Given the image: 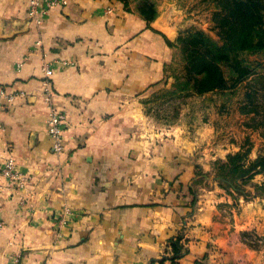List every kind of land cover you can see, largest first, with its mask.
Returning <instances> with one entry per match:
<instances>
[{"label":"crops","instance_id":"0c3cea01","mask_svg":"<svg viewBox=\"0 0 264 264\" xmlns=\"http://www.w3.org/2000/svg\"><path fill=\"white\" fill-rule=\"evenodd\" d=\"M193 1H157L148 27L136 3L60 0L32 19L30 0H0V86L24 93L0 104V264H172L179 235L178 264H264V173L241 193L214 179L230 155L264 156V55L174 120L146 104L172 88L167 40L203 11ZM49 94L68 118L58 153ZM9 157L23 185L2 176Z\"/></svg>","mask_w":264,"mask_h":264},{"label":"trees","instance_id":"16d2710c","mask_svg":"<svg viewBox=\"0 0 264 264\" xmlns=\"http://www.w3.org/2000/svg\"><path fill=\"white\" fill-rule=\"evenodd\" d=\"M129 10L136 3V11L149 25L158 18L157 0H118ZM215 3V29L219 40L207 32L191 29L180 33L176 43L167 40L169 47L180 49L184 70L176 73L169 90L154 96L150 103L173 108V119L179 116L182 104L193 96L223 92L234 88L254 74L250 57L264 55V0H211ZM150 110V108H149ZM158 110V109H157ZM168 119V118H166ZM170 121V120H167ZM248 152L228 156L218 161L214 168L217 181L226 188L241 193L255 174L264 173V156L249 166ZM207 174L200 168L195 185L203 182ZM192 196L196 192L190 189ZM256 196H264V186L256 188ZM196 200V198H195ZM181 235L171 239L172 264H178L186 250ZM167 258L161 260L165 264Z\"/></svg>","mask_w":264,"mask_h":264},{"label":"built area","instance_id":"2783aa9c","mask_svg":"<svg viewBox=\"0 0 264 264\" xmlns=\"http://www.w3.org/2000/svg\"><path fill=\"white\" fill-rule=\"evenodd\" d=\"M60 0H30L29 16L32 19L40 18L49 13L50 9L59 5ZM1 53V47H0ZM47 76L53 74L52 70H46ZM50 92V91H48ZM24 93L12 92L5 86H0V104L11 105L18 96ZM48 105L50 109L49 118L47 120L48 132L53 140V149L56 153L64 150V133L68 125V118L65 111L61 110L48 96ZM2 176L11 184L23 185L24 177L17 169V163L13 157H9L2 168Z\"/></svg>","mask_w":264,"mask_h":264},{"label":"rangeland","instance_id":"374dc122","mask_svg":"<svg viewBox=\"0 0 264 264\" xmlns=\"http://www.w3.org/2000/svg\"><path fill=\"white\" fill-rule=\"evenodd\" d=\"M158 3H163L164 1H178V3H181L183 0H157ZM211 0H194L196 5L201 4L203 7L201 9L203 10L201 13H183L184 20L187 21L188 25H186L183 29L180 30V33L191 30V29H199L207 32L209 35H211L216 40H219V36L217 33V30L215 29V22H214V15L216 12L215 3L210 2ZM200 6V5H199ZM209 10V12H208ZM190 22V23H189ZM180 35V34H179ZM254 57V56H252ZM255 58V57H254ZM184 70V61H183V55L180 51V49L175 50L173 61L169 65V71L171 73V76H174L176 73H182ZM162 93V92H161ZM159 93V94H161ZM161 103L156 104L158 110L154 112V116L156 115V118L162 119V120H171L173 119L174 111L173 108H168V105L161 106ZM168 118V119H166Z\"/></svg>","mask_w":264,"mask_h":264},{"label":"water","instance_id":"95a60500","mask_svg":"<svg viewBox=\"0 0 264 264\" xmlns=\"http://www.w3.org/2000/svg\"><path fill=\"white\" fill-rule=\"evenodd\" d=\"M214 179H216V178H214Z\"/></svg>","mask_w":264,"mask_h":264}]
</instances>
